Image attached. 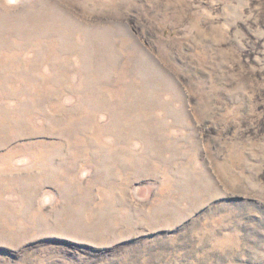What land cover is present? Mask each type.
<instances>
[{"label": "rangeland", "instance_id": "1", "mask_svg": "<svg viewBox=\"0 0 264 264\" xmlns=\"http://www.w3.org/2000/svg\"><path fill=\"white\" fill-rule=\"evenodd\" d=\"M0 264H264V0H0Z\"/></svg>", "mask_w": 264, "mask_h": 264}]
</instances>
